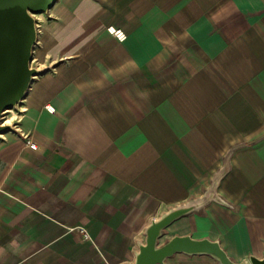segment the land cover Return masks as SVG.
Instances as JSON below:
<instances>
[{"label": "crops", "instance_id": "crops-1", "mask_svg": "<svg viewBox=\"0 0 264 264\" xmlns=\"http://www.w3.org/2000/svg\"><path fill=\"white\" fill-rule=\"evenodd\" d=\"M36 16L45 70L0 135V264H136L153 221L192 204L159 245L263 259L264 0H57Z\"/></svg>", "mask_w": 264, "mask_h": 264}, {"label": "water", "instance_id": "water-1", "mask_svg": "<svg viewBox=\"0 0 264 264\" xmlns=\"http://www.w3.org/2000/svg\"><path fill=\"white\" fill-rule=\"evenodd\" d=\"M56 2L57 0H0V135L13 128L12 125L3 123V112L16 108L26 97L34 77L43 72L32 66L38 41L36 15L49 12ZM228 161L226 159L225 166L216 175L212 190L204 201L213 195L219 181L226 174ZM194 205L178 207L160 220L153 221L147 230L146 244L141 247L136 264H164L179 252L208 254L214 256L220 264H238L229 257L219 241L176 236L159 245L166 228L176 219L188 214ZM250 261L251 264H264V258L251 257Z\"/></svg>", "mask_w": 264, "mask_h": 264}, {"label": "built area", "instance_id": "built-area-1", "mask_svg": "<svg viewBox=\"0 0 264 264\" xmlns=\"http://www.w3.org/2000/svg\"><path fill=\"white\" fill-rule=\"evenodd\" d=\"M108 31H109V33L112 35V36H114L118 41H124V40H126L127 39V33H126V31L123 29V28H121V27H117V26H114V25H111V26H109L108 27ZM46 108L50 111V112H55L56 111V109H55V107L53 106V105H51V104H48L47 106H46ZM10 110V109H9ZM7 110H5L4 112H3V117H2V119H3V123L5 124V118H6V114L8 113V112H6ZM20 116V115H19ZM20 118L18 119V123L20 122ZM17 126V124L14 126V127H16ZM31 144V146H32V148H36L37 146H36V144L35 143H33V142H31L30 143ZM81 232L83 233V235H84V237L86 238V239H89L90 238V235H89V233L86 231V230H81Z\"/></svg>", "mask_w": 264, "mask_h": 264}, {"label": "rangeland", "instance_id": "rangeland-1", "mask_svg": "<svg viewBox=\"0 0 264 264\" xmlns=\"http://www.w3.org/2000/svg\"><path fill=\"white\" fill-rule=\"evenodd\" d=\"M37 17V16H36ZM37 19V18H36ZM32 66L33 67H37V68H40L41 70H45V64H43V61L41 62V60H39V58H38V54L35 56V54H34V56H33V60H32ZM18 107V106H17ZM17 107L16 108H14V109H10V110H8L7 112V114H6V118H5V121H7V120H10V119H12V118H14L15 117V119L13 120V123L11 124L12 126H13V128H14V126L18 123L17 121H18V119L20 118V111H19V109L17 110ZM6 124V123H5Z\"/></svg>", "mask_w": 264, "mask_h": 264}, {"label": "bare ground", "instance_id": "bare-ground-1", "mask_svg": "<svg viewBox=\"0 0 264 264\" xmlns=\"http://www.w3.org/2000/svg\"><path fill=\"white\" fill-rule=\"evenodd\" d=\"M7 111H8V110H7ZM7 111H6V112H7ZM14 119H15V117L12 118V119H10V120L5 121V123L11 125V124L13 123V120H14Z\"/></svg>", "mask_w": 264, "mask_h": 264}]
</instances>
